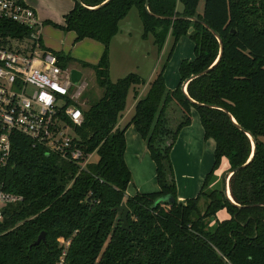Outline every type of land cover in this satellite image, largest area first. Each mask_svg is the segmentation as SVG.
<instances>
[{"label": "trees", "instance_id": "1", "mask_svg": "<svg viewBox=\"0 0 264 264\" xmlns=\"http://www.w3.org/2000/svg\"><path fill=\"white\" fill-rule=\"evenodd\" d=\"M200 1L149 0L147 8L146 0H75L64 24L47 21L74 30L76 40L92 37L104 44L96 64L84 63L94 68L103 91L87 106L67 97L66 105L83 112L80 124L62 114L73 128V146L82 150L79 160L13 134L11 160L1 175L6 188L24 198L0 221V264H264V0H204L199 9ZM133 6L144 37L151 34L159 51L169 35L172 43L121 126L130 89L145 83L134 71L110 77V43ZM8 25L20 29L14 21ZM185 36L194 41L195 56L180 61L179 82L170 88L164 71ZM54 51L62 67L74 60ZM174 103L177 119L170 113ZM193 107L205 137L215 139L214 162L199 193L182 201L171 150L191 123ZM131 123L155 161L158 190L126 194L132 172L125 131ZM248 132L256 143L253 156ZM223 158L229 168L218 178ZM230 171L235 202L225 192ZM123 202L130 209L128 227L116 209ZM220 208L231 216L219 219ZM41 231L46 239L34 243Z\"/></svg>", "mask_w": 264, "mask_h": 264}, {"label": "built area", "instance_id": "2", "mask_svg": "<svg viewBox=\"0 0 264 264\" xmlns=\"http://www.w3.org/2000/svg\"><path fill=\"white\" fill-rule=\"evenodd\" d=\"M14 21L18 31L8 22ZM43 21L26 0H0V221L11 204L23 195L6 188L2 169L12 155V138L20 132L34 145L64 159L83 157L73 146V128L62 114L77 124L83 120L80 106L67 104L72 93L71 70L62 67L55 51L43 42Z\"/></svg>", "mask_w": 264, "mask_h": 264}, {"label": "crops", "instance_id": "3", "mask_svg": "<svg viewBox=\"0 0 264 264\" xmlns=\"http://www.w3.org/2000/svg\"><path fill=\"white\" fill-rule=\"evenodd\" d=\"M26 1L36 9L39 18L43 21L42 30L44 44L53 50L61 51L66 55L69 54L74 57V60L69 63L67 68L69 70L74 67L79 68L83 72L80 83L83 82V67H88L95 72L94 68L87 64L84 65V63L96 64L102 55L104 44L100 40L92 37H84L76 40L77 34L74 30H64L47 22L51 20L64 24L65 14L74 6L75 0ZM128 14L120 20L119 31L113 36L110 43V75L112 73V42H114L116 38L119 40V45L127 47V49L124 50L127 56H133L136 54L138 46H141L140 42L142 41L145 42V40H151L152 38V42L154 43V38L151 34L148 37H144L142 33L141 39L131 38L132 31L127 30L124 35L121 36L123 32L121 26L124 24L123 22L126 20ZM185 38L187 37H183L178 42H183L182 47L184 48L185 45L188 44V41H186ZM185 41L187 43H185ZM192 44V51L187 52L186 54L182 52L181 55L184 56H181L180 61L183 58L192 59L195 56L194 43ZM190 46L192 47V45ZM165 47L164 44L160 51L162 57L163 54H165ZM150 69L151 70L147 76H142L140 74L146 82L143 84H137L136 89L133 87L130 89V91L132 90V93L130 91L128 93L126 108L119 119V125L122 126L129 121L134 113L135 104L138 98L146 94L149 82L158 68L155 67L154 63ZM164 74L168 87H175L179 82V71L177 76L171 78H168L166 71H164ZM118 77L119 75H117V78ZM135 90L138 91L137 94H135ZM131 95L132 100L130 101ZM191 111V123L180 130L171 150V157L175 168L178 199L182 201H185L187 197L195 196L199 193L206 174L209 172L214 162L215 139L213 137H205L204 127L198 110L193 107ZM125 136V159L132 172V179L127 186L126 194H135L137 191L147 192L158 190L159 184L156 176V165L150 155L146 140L141 136L133 123L127 126Z\"/></svg>", "mask_w": 264, "mask_h": 264}, {"label": "rangeland", "instance_id": "4", "mask_svg": "<svg viewBox=\"0 0 264 264\" xmlns=\"http://www.w3.org/2000/svg\"><path fill=\"white\" fill-rule=\"evenodd\" d=\"M204 0L200 1L199 9L203 8ZM121 28L123 29V32L121 36L124 35V33L127 30L132 31L131 38H139L141 39L142 33H143V22L142 19L138 13V9L136 6L132 7L129 11V14L124 20ZM65 32V31H64ZM66 33V32H65ZM186 41H188V44L185 45V48L182 47L183 42L177 43L174 47V50L172 54L170 55V58L167 61L166 65V74L168 78L177 76V73L179 71V65H180V58L182 52L185 54L187 52H191L193 48V40L185 36ZM185 41V43H187ZM172 38L169 35L166 43H165V54H162L158 49V46L152 42L151 40H145V42H140L141 46H138V51L133 56H127L126 52L124 50L127 49V47H123L122 45H119V40L116 38L114 42H112V73L110 75L112 80L117 79V75L119 77L125 76L129 72H138L142 76H147L150 68L155 63V67L159 69V67L162 66V63L164 62V58L171 46ZM180 44V45H179ZM192 45V47L190 46ZM188 49V51H187ZM148 51V52H147ZM111 58V57H110ZM84 70V78L83 82H79L77 84H73L71 87V92L77 94L78 96H75V101L78 102L81 105H89L95 100H97L101 95L103 89L98 84L96 80V75L93 70H91L88 67H83ZM180 75V74H179ZM118 77V78H119ZM146 82V81H145ZM185 82V81H184ZM132 93V90L130 91ZM132 100V95L130 96V101ZM173 108L170 110L171 114H174V116L177 117L180 116V108L174 103ZM96 154H93L91 156V159H96ZM229 168V160L227 158H223L220 166L216 169V173L218 175V178L223 177V173H225ZM231 216L230 212L227 210V208H220L217 211V217L219 219H226Z\"/></svg>", "mask_w": 264, "mask_h": 264}, {"label": "water", "instance_id": "5", "mask_svg": "<svg viewBox=\"0 0 264 264\" xmlns=\"http://www.w3.org/2000/svg\"><path fill=\"white\" fill-rule=\"evenodd\" d=\"M80 1V0H79ZM148 2L149 0H146V7L148 8ZM193 19H196V17H193ZM205 25L207 27H210L209 24L205 23ZM190 31L192 30V27L189 29ZM211 30L215 33V30L211 28ZM217 37L218 39L221 41V51L223 49V43H222V40L221 38L219 37V35L217 34ZM82 75H83V72L79 69V68H71V79L73 81V83L77 84L81 81V78H82ZM189 79H187L185 82H184V89L186 90L187 92V82H188ZM233 120L236 122L235 118H233ZM248 134L250 135L252 141H253V153H252V156L254 154V150H255V147H256V143H255V140L253 138V136L248 132ZM230 175H231V171L228 172L227 174V177H226V188H225V192L227 194V196L232 200L234 201L231 193H230V189H229V178H230ZM171 199V197H170ZM235 202V201H234ZM116 209H119V210H122L123 211V214L121 216L122 218V221H123V226L124 227H128V214H129V207L127 206V204L125 202H123L121 205L117 206ZM46 239V233L45 231H41V233L38 235L37 239L34 241V243H39L41 240H45Z\"/></svg>", "mask_w": 264, "mask_h": 264}]
</instances>
